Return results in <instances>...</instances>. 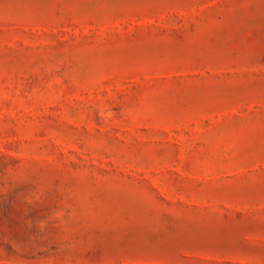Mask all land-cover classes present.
<instances>
[{
  "label": "rangeland",
  "instance_id": "rangeland-1",
  "mask_svg": "<svg viewBox=\"0 0 264 264\" xmlns=\"http://www.w3.org/2000/svg\"><path fill=\"white\" fill-rule=\"evenodd\" d=\"M0 264H264V0H0Z\"/></svg>",
  "mask_w": 264,
  "mask_h": 264
}]
</instances>
